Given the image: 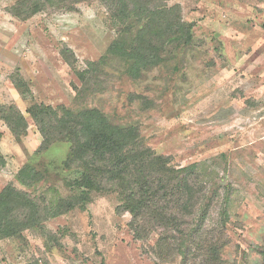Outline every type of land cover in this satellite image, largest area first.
<instances>
[{
  "label": "rangeland",
  "instance_id": "rangeland-1",
  "mask_svg": "<svg viewBox=\"0 0 264 264\" xmlns=\"http://www.w3.org/2000/svg\"><path fill=\"white\" fill-rule=\"evenodd\" d=\"M16 1L0 0V106L16 107L27 131L15 137L0 120V192L11 184L53 204L72 195L62 166L68 144L36 153L42 137L26 112L31 105L96 114L138 128L142 144L177 167L197 166L205 187L200 203H208L205 228L223 225L221 259L262 264L264 0L174 1L192 26V42L162 53V63L136 79L107 53L116 29L97 1L29 19L7 12ZM26 163L44 175L30 187L17 179ZM90 199L44 229L0 240V264H181L182 249L156 248L157 233L134 238L130 214L116 211V194Z\"/></svg>",
  "mask_w": 264,
  "mask_h": 264
},
{
  "label": "trees",
  "instance_id": "trees-1",
  "mask_svg": "<svg viewBox=\"0 0 264 264\" xmlns=\"http://www.w3.org/2000/svg\"><path fill=\"white\" fill-rule=\"evenodd\" d=\"M91 1L105 8L115 27L116 36L107 53L126 63L130 79L159 66L162 53L192 42V26L183 19L177 0H17L7 12L29 19L48 11L73 12ZM70 54L68 49L62 52L65 61L73 65ZM26 112L42 137L36 153L56 142L68 144L62 166L71 175L65 182L72 195L53 204L8 184L0 192V240L25 230L44 229L47 220L83 209L92 193L116 194V211L130 214L135 239L147 240L157 233L156 248L182 249L181 264H227L220 255L226 242L223 225L218 230L205 228L208 203L204 208L200 203L205 187L197 166L177 167L169 157L144 146L138 128L113 126L96 114L72 116L63 106L44 104H33ZM0 120L15 137L26 134V118L16 107L0 106ZM17 179L30 187L44 175L26 163ZM259 254L264 264V246Z\"/></svg>",
  "mask_w": 264,
  "mask_h": 264
}]
</instances>
